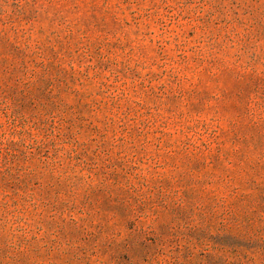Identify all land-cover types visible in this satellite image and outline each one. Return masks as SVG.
I'll use <instances>...</instances> for the list:
<instances>
[{
	"label": "rangeland",
	"instance_id": "1",
	"mask_svg": "<svg viewBox=\"0 0 264 264\" xmlns=\"http://www.w3.org/2000/svg\"><path fill=\"white\" fill-rule=\"evenodd\" d=\"M0 264H264V0H0Z\"/></svg>",
	"mask_w": 264,
	"mask_h": 264
}]
</instances>
